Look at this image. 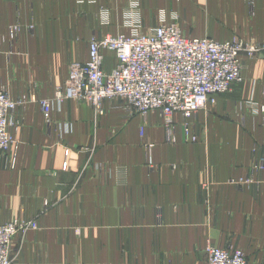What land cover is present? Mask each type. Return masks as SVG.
I'll return each mask as SVG.
<instances>
[{"label": "crops", "instance_id": "obj_1", "mask_svg": "<svg viewBox=\"0 0 264 264\" xmlns=\"http://www.w3.org/2000/svg\"><path fill=\"white\" fill-rule=\"evenodd\" d=\"M128 2L0 0V89L25 98L15 164L0 155V222L38 223L14 239L13 264H207L209 243L264 264V57L246 59L231 91L190 117L197 142L185 141L180 115L169 142L158 111L129 117L120 99L100 109L66 100L45 120L39 100L53 97L73 61L89 59L90 40L129 33ZM140 5L145 29L178 19L195 37L264 39V0ZM104 55L111 70L115 55Z\"/></svg>", "mask_w": 264, "mask_h": 264}, {"label": "built area", "instance_id": "obj_2", "mask_svg": "<svg viewBox=\"0 0 264 264\" xmlns=\"http://www.w3.org/2000/svg\"><path fill=\"white\" fill-rule=\"evenodd\" d=\"M131 4L140 6L139 0H130V8ZM124 16L128 34L94 36L89 43V59L70 64L69 76L63 85L56 86L54 99L39 100L49 125L54 105L67 99L86 101L95 108H100L105 100L120 99L130 116L147 117L158 111L169 142H176V115H180L184 120L185 141L197 142L190 117L215 103L219 95L242 79L246 64L241 57L258 54L264 57V44L249 46L236 39L220 42L209 37L186 36L177 23L165 20L145 29L140 11L127 10ZM100 17L103 25L109 24L110 10L102 8ZM20 24L18 21L10 26L11 39L19 36ZM104 51L115 55L116 63L111 70L104 67ZM23 102L0 89V153L8 155L11 165L17 155L11 132L17 125L15 111ZM261 164L256 162L255 168ZM119 172L124 177L126 167H120ZM244 182L240 179L239 184ZM37 227L35 219L0 222V264H13V240L19 233ZM205 251L207 264H250L246 253L238 248L225 249L209 243Z\"/></svg>", "mask_w": 264, "mask_h": 264}, {"label": "rangeland", "instance_id": "obj_3", "mask_svg": "<svg viewBox=\"0 0 264 264\" xmlns=\"http://www.w3.org/2000/svg\"><path fill=\"white\" fill-rule=\"evenodd\" d=\"M139 5H140V0H139ZM129 11V10H134V12H138L139 13V11H140V16H141V5L140 6H138V8L137 7H133V4H131V8H130V3L128 2V4H127V7L126 8H124V10L123 11ZM163 15H162V13H161V17H162ZM179 15L178 14H176L175 16H174V18H176V17H178ZM142 17V16H141ZM161 20H165V21H167V22H174V23H177L178 24V26L182 29V31H183V33L186 35V36H192V37H195V36H193V35H189V34H186L185 33V31H184V29H183V27L181 26V24H182V22H181V24H180V22H179V20L178 19H176V20H172V21H168V20H166V19H164V18H162ZM160 20V23L162 22ZM124 24H125V21H124ZM143 27H144V25H143ZM145 28V27H144ZM147 28H150V27H147ZM19 29H20V27H19ZM125 34H127V33H125ZM103 37V36H102ZM203 37H209V38H213V37H210V36H203ZM213 39H215V38H213ZM236 39V41H238L240 44H242V45H249V46H254L255 45V43H259V44H264V39L263 40H257V39H245V38H242V37H240L239 35H234L230 40H235ZM92 40V39H91ZM90 40V41H91ZM216 40V39H215ZM230 40H227V41H230ZM217 41H219V40H217ZM220 42H225V41H220ZM105 52V51H104ZM263 56H261V54H258V55H254V56H251V57H247V56H243V57H241V61H242V63H244L245 64V60L246 59H253V58H262ZM104 59H105V55H104ZM77 62H81V61H77ZM246 68V67H245ZM69 70H70V67H69ZM244 70V69H243ZM243 72V71H242ZM68 76H69V74H68ZM241 76H242V74H241ZM238 82V81H237ZM236 83V82H235ZM235 83H233L232 84V86H231V88L228 90V91H226L225 93H223V94H226V93H228V92H230L231 91V89L233 88V85L235 84ZM57 86H59V85H57ZM56 88V87H55ZM55 90V89H54ZM11 96V95H10ZM54 96H55V92H54V95H53V97L52 98H42V99H54ZM12 97V96H11ZM19 99H22L24 102H25V98L24 97H18ZM15 99H17V98H15ZM67 100H73V99H67ZM66 101V100H65ZM74 101H76V100H74ZM105 101H107V100H105ZM105 101H103V103L105 102ZM23 102V103H24ZM76 102H86V101H76ZM64 103V101L61 103V105ZM86 103H88V102H86ZM103 103H102V106H103ZM89 104V103H88ZM61 105H57V104H55L54 105V109L58 106V107H60ZM91 105V104H90ZM125 105V104H124ZM211 105V104H210ZM92 106V105H91ZM101 106V107H102ZM93 108H95L94 106H92ZM100 107V108H101ZM126 107V106H125ZM100 108H95V109H100ZM125 110L127 111V113H129V111H128V109L127 108H125ZM53 112H54V110H52V112H51V119H52V121H51V124L54 122V119H53ZM150 115V114H149ZM148 115V116H149ZM132 116H134V115H132ZM129 117H130V113H129ZM15 119H16V117H15ZM162 120H163V118H162ZM17 121V120H16ZM183 121L184 120H182V125H183ZM177 122H178V120H177ZM181 123H179L178 122V124L177 125H179V124H181ZM55 125H56V127H58V124L55 122L54 123ZM185 124V123H184ZM18 126V121H17V125L15 126V127H13V129H15L16 127ZM142 129V128H141ZM12 133V132H11ZM185 135V134H184ZM12 136H13V134H12ZM14 137V136H13ZM153 144H151V146H152ZM67 151H68V153H67ZM66 155H69V153H70V150L69 149H66ZM0 155H2V156H5V157H7L8 159H9V157H8V155L7 154H4V153H0ZM17 159V158H16ZM16 162V161H15ZM13 166V165H12ZM259 168V167H258ZM240 179H242V178H240ZM240 179H236V178H234V179H231L230 180V182L231 183H239L240 182ZM243 180H246V178L245 179H243ZM249 181L250 180H252V179H248ZM13 219H15V218H13ZM12 219V220H13ZM16 219H20V220H28L29 218H24V217H16ZM10 221V220H9ZM6 222V221H5ZM29 231V230H28ZM27 232V231H26ZM26 232H24V233H26ZM21 233H23V232H21ZM16 238V237H15ZM215 245H217V244H215ZM218 246V245H217ZM220 247V246H219ZM222 248V247H221ZM227 248H229V247H227ZM227 248H225V249H227ZM231 248H237V247H231ZM238 249H241V250H243L245 253H246V255H247V257H248V260H249V262H250V259H249V254L244 250V249H242V248H238ZM13 254H14V240H13V243H12V257H13ZM250 264H251V262H250Z\"/></svg>", "mask_w": 264, "mask_h": 264}]
</instances>
